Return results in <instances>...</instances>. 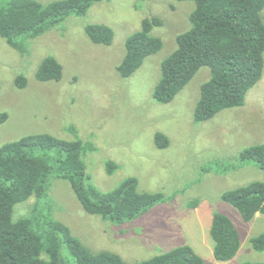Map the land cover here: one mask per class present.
Instances as JSON below:
<instances>
[{"label":"rangeland","instance_id":"obj_1","mask_svg":"<svg viewBox=\"0 0 264 264\" xmlns=\"http://www.w3.org/2000/svg\"><path fill=\"white\" fill-rule=\"evenodd\" d=\"M194 8L192 0L100 1L86 14L73 13L39 37L22 38L26 52L0 35V112L9 114L0 124V147L35 133L82 138L96 147L84 159L99 189L113 190L134 176L140 191L165 194L139 218L116 224L87 212L71 183L53 177L42 206L94 252H117L134 263L190 244L206 264L264 262V250H256L251 242L264 232V214L246 221L222 199L228 190L264 182L261 167L239 159L243 149L264 142V74L243 106L224 109L204 122L196 121L195 110L202 86L212 76L209 66L202 67L172 102L154 98L162 63L176 50L178 36L192 28ZM262 15L264 19V9ZM153 16L163 20L153 34L164 46L133 75L123 77L118 67L126 41ZM92 23L115 30L111 45L91 40L86 26ZM50 55L63 64V77L40 81L38 68ZM19 76L27 79L25 87L18 85ZM72 125L77 135L70 130ZM157 131L168 136V147L156 145ZM109 160L119 165L113 174L107 171ZM36 201L34 195L18 203L14 218L28 215ZM216 212L231 217L242 236L240 251L226 262L214 255L211 226Z\"/></svg>","mask_w":264,"mask_h":264},{"label":"trees","instance_id":"obj_2","mask_svg":"<svg viewBox=\"0 0 264 264\" xmlns=\"http://www.w3.org/2000/svg\"><path fill=\"white\" fill-rule=\"evenodd\" d=\"M111 0H2L0 3V35L8 43L26 52L22 38H36L62 22L71 14L84 15L93 4ZM183 1V0H180ZM192 28L178 36L176 50L162 63V76L155 87L154 98L170 103L204 66L212 71L203 84L195 110L197 122H204L228 108L243 106L250 89L264 74V0H192ZM160 17H147L140 30L126 41V54L118 70L130 77L145 59L160 51L164 42L153 34L162 26ZM91 40L111 45L115 30L107 24L86 26ZM64 66L50 55L40 64V81L61 80ZM20 87L27 85L24 76L17 78ZM9 114L0 112V124ZM70 130L77 135L74 125ZM156 145L166 148L170 139L162 131L155 134ZM96 147L82 138L65 139L52 133H35L5 143L0 147V264H206L190 244L134 263L113 251L94 252L64 222L56 220L42 206L49 195L51 180H68L84 209L105 220L123 224L139 218L165 197L163 192L139 190V179L131 176L116 188L102 191L93 182L84 155ZM241 161H251L264 170V142L251 145L239 154ZM119 167L107 162L113 174ZM37 201L31 212L14 218L15 206L32 196ZM246 221L257 213L264 214V182L253 181L222 194ZM47 201L45 200L44 203ZM211 234L214 255L226 262L241 249L242 236L234 221L222 212L213 217ZM254 248L264 250V232L251 240ZM238 264H264L245 261Z\"/></svg>","mask_w":264,"mask_h":264}]
</instances>
